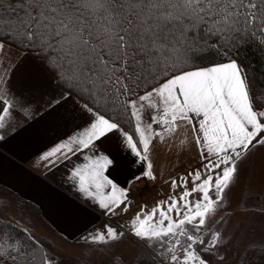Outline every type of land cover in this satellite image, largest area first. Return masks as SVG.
Returning a JSON list of instances; mask_svg holds the SVG:
<instances>
[{
    "label": "snow or ice",
    "instance_id": "obj_1",
    "mask_svg": "<svg viewBox=\"0 0 264 264\" xmlns=\"http://www.w3.org/2000/svg\"><path fill=\"white\" fill-rule=\"evenodd\" d=\"M252 47L264 53V0H0V143L37 117L46 122L37 134L71 128L36 163L63 169L69 191L109 216L132 207L130 186L110 174L119 153L142 168L130 185L157 180L158 146L194 148L199 166L171 177L170 194L131 218L142 245L132 264H264V198L242 190L249 158L264 149V87L242 63ZM25 58L55 92L40 105L11 89ZM113 143L115 153L105 147ZM127 238L108 224L83 237ZM0 264L64 258L9 220L0 222Z\"/></svg>",
    "mask_w": 264,
    "mask_h": 264
},
{
    "label": "crops",
    "instance_id": "obj_2",
    "mask_svg": "<svg viewBox=\"0 0 264 264\" xmlns=\"http://www.w3.org/2000/svg\"><path fill=\"white\" fill-rule=\"evenodd\" d=\"M10 83L12 92L17 97L28 96L35 105L43 103L45 94L55 95L53 87L47 82L40 66L32 59L25 58L22 65L13 72ZM14 116L17 118L13 123L18 128H25L30 122L20 117L18 113L14 112ZM37 121V124L21 132L14 140L0 143V186L32 205L43 224L54 234L66 240L68 246L88 247L79 257L81 264H95L93 252L90 251L94 248L93 246H102L101 251H109L113 244L121 243L92 244L85 242L84 236L96 229L104 230L106 224L130 234V220L139 211L141 205L146 204L150 209L158 200L170 194V183L166 181H170L171 177L185 174L190 166H199L196 164L197 155L194 148L189 151L180 150L178 147L166 149L158 146L153 156L157 180L134 181L128 185L134 175H139L142 168L131 163L133 159L131 155L126 152L119 153L120 162L118 167L111 170L112 178L122 186L142 183L150 187V190L144 196L130 195L132 207L129 212L117 216L105 215L96 207L84 205L73 192L69 191L61 175L63 169L53 175L47 172L43 165H37L36 160L42 150L52 146L58 139L72 131L71 128H66L59 129L57 133L37 134L38 129H46L45 120L37 117ZM189 135H191L190 132ZM105 147L109 151L116 152L115 143L106 144ZM66 250H70L68 252L71 255L76 253L73 248ZM112 253L109 260L113 259ZM109 260L107 264L112 261Z\"/></svg>",
    "mask_w": 264,
    "mask_h": 264
},
{
    "label": "rangeland",
    "instance_id": "obj_3",
    "mask_svg": "<svg viewBox=\"0 0 264 264\" xmlns=\"http://www.w3.org/2000/svg\"><path fill=\"white\" fill-rule=\"evenodd\" d=\"M249 159L251 161V167L245 173L247 182L244 184L242 190L249 197L260 196L261 198H264V149L256 152ZM137 186L139 189L141 188L133 194L137 197L139 195H146L150 190V187L146 184L138 183ZM239 195L240 190L238 189L232 199L233 207L239 199ZM248 203L251 204L253 201L249 200ZM228 210L231 211V209ZM0 217L7 221H12L18 227L23 230L26 229L32 235L45 241L46 246L50 247L54 252L64 258V264H81L79 257L83 255L82 253H85L88 247H82L81 245L68 246V242L66 240L54 234L43 224L32 205L21 200L13 192L3 186H0ZM125 235L128 238L122 240L120 245L113 244L111 246L112 249L109 251H101V249H103L102 246H93L94 248H92V250L90 249V251L93 252L94 263L107 264L109 256H112L110 254L113 252V257L119 256L121 259L119 261H113V259H111L113 262L109 260L111 261L110 264H132V260L136 255L137 249L142 247V245L135 238H132L131 234L125 233ZM68 248H73L77 255L76 253L75 255H71L68 252L70 250H66ZM234 252L235 249H233V253Z\"/></svg>",
    "mask_w": 264,
    "mask_h": 264
},
{
    "label": "trees",
    "instance_id": "obj_4",
    "mask_svg": "<svg viewBox=\"0 0 264 264\" xmlns=\"http://www.w3.org/2000/svg\"><path fill=\"white\" fill-rule=\"evenodd\" d=\"M244 59H242V63H246L250 65L253 70L251 74L256 77L257 84L261 87H264V65H262L261 61L264 59V53H260L258 49L252 47L250 49H245L242 52ZM7 221L3 219L0 222ZM14 228L19 232L23 230L13 223Z\"/></svg>",
    "mask_w": 264,
    "mask_h": 264
},
{
    "label": "built area",
    "instance_id": "obj_5",
    "mask_svg": "<svg viewBox=\"0 0 264 264\" xmlns=\"http://www.w3.org/2000/svg\"><path fill=\"white\" fill-rule=\"evenodd\" d=\"M130 188H131V191H130L129 195H133V194H135L134 192H137V191H139L141 189V188L139 189L137 184L130 186Z\"/></svg>",
    "mask_w": 264,
    "mask_h": 264
}]
</instances>
